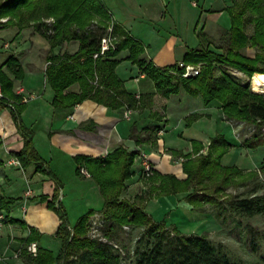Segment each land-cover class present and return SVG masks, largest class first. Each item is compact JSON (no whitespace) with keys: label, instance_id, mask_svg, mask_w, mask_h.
Instances as JSON below:
<instances>
[{"label":"trees","instance_id":"1","mask_svg":"<svg viewBox=\"0 0 264 264\" xmlns=\"http://www.w3.org/2000/svg\"><path fill=\"white\" fill-rule=\"evenodd\" d=\"M226 10L230 16V26L223 28L221 32L225 35L228 47L224 52L212 49L203 41L205 33L198 31L200 44L189 48L182 61L195 66L201 64V68L199 74L188 77L183 76L184 69L179 66V62L160 67L144 58L146 46L129 33L119 30L115 23L112 26L113 35L120 33L116 48L95 58L94 54L100 50L101 39L111 26L110 13L100 0H0V26L15 25L23 29L33 25L50 42L45 79L54 91V108H71L87 99L111 109L124 107L127 111L143 108L144 99L129 93L124 80L116 72L122 60L118 56L123 50H128L126 59L138 66L140 74L153 80L155 89L163 97L169 98L184 92L192 97H201L205 105L216 100L220 102L226 120L253 125V133L241 140V146L256 149L264 145V93L253 91L250 83H243L226 70H221V67L234 68L250 79L264 74V0H231ZM4 17H8V21L3 24L1 18ZM50 18L53 21H48ZM247 22L252 23L254 28L250 36L246 32ZM73 40L79 43L77 51L61 52L63 44ZM247 47L256 49L254 56L250 57L244 52ZM57 48H60L59 52H56ZM4 66L16 78L24 71L12 56L0 64V79L7 97L1 106L11 111L24 140L22 150L14 156L23 168L34 165L37 172L49 176L55 182V191L48 206L57 209L61 220L57 235L62 246L57 255L39 245L40 236L33 228L24 240V252L30 243H38L34 264H120L119 250L113 244L88 235L90 218L97 212L102 214L103 236L108 241L118 240L120 231L125 226L145 227L136 241L135 264H238L222 252L221 246L213 244L207 235L183 234L175 227H166L145 212L143 206L147 199L179 192L187 193V201L193 207L204 202L212 203L210 194L199 191L203 192L213 184L219 190L221 186L215 185V180L223 176L222 180L225 182L232 172L241 170L235 165L221 164L222 157L233 146L223 134L216 133L211 137L205 153L204 145L196 140L192 142V152L182 154L179 150H172L174 156L183 158V171L187 177L179 179L173 174L154 171L149 178V194L136 196L142 206L121 198L127 189L126 181L134 175V158L142 153L140 150H130L119 145L105 155H76L78 175L95 181L104 206L100 211L89 210L71 226L63 204L59 201L61 183L36 149L34 131L23 121L22 113L27 101L23 95L13 91V79L4 71ZM217 70H220L219 74L216 73ZM76 85L77 89H74ZM10 102L13 108L9 106ZM199 116L191 114L186 126ZM145 128L148 136L135 132L133 125L130 138L137 144H157L158 132L162 127ZM262 171L264 172V164ZM207 179L211 183L207 184ZM258 188L260 187L253 189V193L247 196L235 198L231 203L232 208L249 217L256 213L264 214V193L256 194ZM47 199L46 195L41 196L42 201ZM15 202L16 199L0 194V212L7 213L5 224L24 225L22 220L9 216Z\"/></svg>","mask_w":264,"mask_h":264},{"label":"crops","instance_id":"2","mask_svg":"<svg viewBox=\"0 0 264 264\" xmlns=\"http://www.w3.org/2000/svg\"><path fill=\"white\" fill-rule=\"evenodd\" d=\"M103 5L108 9L111 16L110 27L115 25L119 30L129 33L134 38L140 40L145 46L146 51L143 54V57L155 61V64L164 67L177 63L184 59V56L189 48L197 47V43L193 46V38L196 42H200V38L197 36L196 31H198L199 25H201L202 32H208L210 25L212 26H221L228 28L230 26V16L227 12V7L230 4L231 0H203V5L200 7L198 2L195 0H100ZM192 10L196 11L192 12ZM167 18L176 19L179 24H174L172 26V31L168 32L169 35L165 36L160 40V44L154 46L159 40L157 37L161 34L160 23L164 25ZM226 21H229L227 24ZM159 24V26H158ZM195 25L191 35V26ZM158 26L160 29H157ZM186 26V27H185ZM181 28H186L188 30V35L184 32H181ZM182 34L188 36L185 38ZM120 38V33L115 34ZM199 38V39H198ZM187 39V40H186ZM190 39V40H188ZM200 44V43H199ZM198 44V45H199ZM79 43L74 50L70 52L77 51ZM64 48V49H63ZM63 51L67 50V47H62ZM56 52H59L58 50ZM129 55L128 50H123L118 56L121 60L120 64L116 68L117 74L125 82V87L129 93L134 95H139L144 99V107L139 110H131L130 118L125 117L126 109L124 107L119 109H111L109 107L97 104L94 101L87 99L82 103L77 104L71 108H54L53 113L50 117L39 116L40 122L44 124V128L51 138L50 149L46 154L41 150V147L37 143V133L35 130V120L31 124H28L24 121L25 112L28 110V101L27 109L22 113V118L24 123L34 131V145L38 150L39 154L44 158L48 163L49 168L60 177L61 161L66 158L69 166V158L71 154L79 155H89V156H100L105 155L119 145L128 147L130 150H140L145 152L148 155V159L154 166L155 171L163 172V165L175 163V168L177 171L175 174L182 173V162L179 161V158H175L172 154V150H177L172 147H168L167 142L162 138L168 130L170 122L176 121L180 118V122L187 124L188 117L190 114H194L198 111L199 118L192 121V123L197 122L201 119L214 122L210 132L213 134L221 133L226 139L232 143V147H241V139L236 136V130L232 122L224 123V115L221 110V104L218 101H212L208 105H203L198 103L199 108L191 107L187 108L188 101L184 99L183 94H177L183 99H176L170 96L165 98L163 105L164 113L158 110L157 99L160 94L155 89V84L151 78L145 74H140L139 68L136 64H133L130 60L126 59ZM1 58V57H0ZM3 58V56H2ZM160 59V60H159ZM6 59H0V64H3ZM130 64L131 71L135 68L136 72L134 75L129 76L128 78L122 77L119 74V67L121 64ZM4 71H6L10 77L13 79L14 86L13 91L16 94H21L27 96V94H34V98L37 97L40 92L34 91L32 80L26 82V76L23 78V74L18 75L16 78L14 73L4 66ZM46 68H34L24 70L25 74H35L34 78L42 77L44 80V86L50 85L47 83ZM27 71V72H26ZM130 73L132 74V72ZM36 74H38L36 76ZM51 88V87H50ZM77 89V85L73 87ZM23 90L21 92L20 90ZM50 100L48 102L52 105V100L54 97V91L52 90ZM21 92V93H20ZM162 96V95H161ZM163 97V96H162ZM202 101V100H201ZM178 102V107L176 103ZM184 103L185 107H182ZM53 106V105H52ZM198 109V110H197ZM177 114L176 117L173 115ZM134 116L135 119H134ZM143 116V117H142ZM181 116V117H180ZM146 121L156 122V126H161L162 129L158 132V141L157 144L152 145L150 142L137 144V142L130 138L131 128L133 125L137 126L140 123L138 122ZM133 122V124H130ZM146 126V125H145ZM226 129L231 132V135L234 134L235 137H231L224 132ZM49 138V139H50ZM75 148H66L67 143ZM62 143H66L65 146ZM134 144V145H133ZM24 140L22 135L19 133L15 121L13 119L12 113L7 108H2L0 110V194L6 195L8 198L16 199V202L12 205L10 212V217L24 222V225L7 223L0 225V264H34V256H32L28 251H23L24 240L32 232L31 229H35L39 234V245L45 249L52 251L57 255L61 249L62 242L57 231L61 220L58 217V220H53L52 225L49 227V221H41L37 218L39 211L44 210L43 212L48 216L52 213L48 211V201L52 199L55 191V182L47 175L37 172L34 165H31L27 168H23L20 164H10L9 162L15 158V154L20 152L23 148ZM131 145V146H130ZM135 146L133 149L132 147ZM230 148V149H231ZM247 149V148H244ZM75 151V152H74ZM206 152V148L203 150ZM135 159L133 165V170L136 163H139L138 169L141 172L142 170V158L138 155ZM71 160V159H70ZM179 168V170H178ZM137 169V170H138ZM173 174V172H172ZM185 178V177H182ZM91 182H95L89 177L85 178ZM23 180L25 182V188L20 192L19 196L15 197L12 185L18 181ZM138 190L135 193H132V196L146 195L148 193L145 190L144 180L139 177L138 181ZM127 192H130V183L127 182ZM35 187V188H34ZM30 189L32 195L26 196V191ZM46 195L48 199L46 201L41 200V196ZM61 196V190H60ZM59 196V198H60ZM152 199V198H150ZM151 200H145L144 209L145 212H148V205ZM18 206L23 213V217L19 218L14 216L12 213L14 208ZM23 207L26 208L24 212ZM31 207L33 211L30 213ZM50 210V209H49ZM42 212V213H43ZM5 215L7 213L3 211ZM30 213V215H29ZM149 213V212H148ZM43 217L46 218V215ZM152 217L153 214L149 213ZM48 218V217H47ZM154 219V218H153ZM155 220V219H154ZM156 221V220H155Z\"/></svg>","mask_w":264,"mask_h":264},{"label":"rangeland","instance_id":"3","mask_svg":"<svg viewBox=\"0 0 264 264\" xmlns=\"http://www.w3.org/2000/svg\"><path fill=\"white\" fill-rule=\"evenodd\" d=\"M195 1L198 2L200 7L204 4L203 0ZM192 12L196 13L194 10H192ZM7 21L8 17L1 18V22L3 24L7 23ZM48 21L53 20L50 18ZM226 23L228 24L229 21H226ZM174 24H179V22L176 19L170 20L169 18H167L166 22H164V25L163 23L162 25L160 23V28L163 27V29H161L160 36L157 37L159 41L156 42L154 46L159 45L161 42L160 40L166 38L165 36L169 35L168 32L172 31L171 27L174 26ZM158 26H156V28L160 29ZM194 27L196 26L193 25L189 27L191 28V35L192 33H195L193 32ZM201 27L202 26L199 25L198 31H200ZM223 28L225 27L210 25L208 32H204L206 35V37L203 38L204 43L210 45L212 49L224 52L228 45L225 41V35H223L221 32ZM253 29V24L247 22L246 32L249 36L253 34ZM180 31L188 35V30L186 28H181ZM198 31L195 33L196 39L198 36ZM182 36L188 38V36L184 34H182ZM117 40H119V38H117ZM77 42L78 41L74 40L71 42H65L63 47H67V51L70 52V50H74L76 48ZM196 43L198 45L200 42H196V40L193 38L191 44L195 46ZM50 47V42L40 35L34 29L33 25L23 29H19V27L15 25H6L3 27L0 26V59L2 61V59L7 60L8 57H14L20 63L22 71L26 69L46 68L47 56ZM59 49L60 48H57L55 50L57 51ZM244 52H246L251 57L255 55L256 49L247 47ZM153 62L155 63V61ZM196 66L201 68V64H197ZM130 67V64H121L118 69L119 74H121L122 77H125L127 74V78L131 75H134L136 70L133 68L131 71ZM221 70H226L231 75L241 80L243 83H250L253 91L264 93V91H256L253 89L252 79H250L246 74L231 67H221ZM216 73L219 74L220 70H217ZM33 75L29 72L28 74H25L24 72L23 78L26 76V82L32 80L31 82L33 84V89H31V91H38L40 94H38L37 97L28 100V110L25 112L24 121L28 124H31L32 122H35V120L39 119V121L35 122L37 143L38 146L41 147L42 152L44 151L45 153H43L46 154V152H48L50 149L51 138L46 132L44 124L40 122L39 116L41 115L44 117H50L52 115L54 111L53 106L50 102H48V100H50L52 91L48 85L44 86V80L42 77L34 78ZM37 75L38 74H36V76ZM183 96L184 99L188 100L189 102L193 101L190 103L187 102V108L191 107L192 110H195V107L199 108L198 103L203 105L201 97L196 98L186 94H183ZM183 96L178 98L179 96L177 97L174 95L173 97L176 99H183ZM24 97L27 98V96ZM164 102L165 98L161 95L158 96L157 111L161 112V114L164 113ZM174 104H176V107H178V102ZM182 107H185L184 103L182 104ZM197 112L198 111H196L194 114H198ZM173 116L176 117L177 114H174ZM135 117L136 116H134V119ZM182 119L185 121L184 118ZM182 119L179 118L178 120L182 121ZM178 120L176 121L175 119L174 121L170 122L168 130L165 132L166 134L162 137L167 142L166 145L168 147L175 148L182 152V154H187L193 151L194 144L192 142L193 140H196L202 143L206 149L208 148L211 137L215 135L210 132V129L214 123L213 121L210 122L208 120L201 119L190 124L189 126H185L182 125L184 124L182 122L179 124ZM226 121L228 123L232 122L236 130L235 134L239 137V140H243L251 136L255 129L253 125L246 124L245 122L226 120L223 118L222 123L224 128V123ZM138 122L140 125L138 124L135 126V132L143 136H148V131L145 130V127H147V129H152L157 125L156 122L151 121L147 123L146 121L140 122L138 120ZM130 124H133V122ZM224 133L231 137H235L234 134L231 135V132L229 133L227 129ZM65 144L66 143H62L63 146H65ZM65 147L75 150V148L69 142ZM134 147L135 146H133L132 149ZM244 148H239L237 146L231 148L221 159V164L226 166L235 165L241 169L240 171L232 172L225 182L222 180L223 176L215 180V185H220L222 187H220L219 190L215 188L213 184L212 186L209 185L210 187L203 192L199 191V193L210 194L213 198L212 203L204 202L199 204V206L193 207L187 201V193L179 192L173 195L163 194L161 196L148 199L151 201L148 205L147 211L153 214V218L156 221L163 223L166 227H175L176 230L183 234L207 235L208 239L213 244L216 246H221L222 252L227 254L231 260L237 262L238 264H264V214L256 213V215L251 217L244 216L236 212L231 206V203L235 198L239 196H247L250 193H253V189L256 187H260L256 191V194L264 193V172L262 171L264 164V145L256 149ZM71 157L72 158H69V166L66 158L61 161L59 166L61 167L62 171H60V177H57L62 186L61 202L67 214L69 224L74 226L78 219L86 214L89 210L93 209L95 211H100L104 206V200L95 182H91V180L88 181L78 175L76 170L77 163L75 161V155L71 154ZM175 158H179V161L181 162L183 161V159L178 156H175ZM138 166L139 163L137 162L134 167V175H132V177L126 181V184L128 182L131 185V194L127 192L126 189L121 195V198L142 206L141 201L135 196H132V193H135L138 190L137 187L139 183L137 181L139 177H141L144 180V186L146 187L145 190H147V194H149V191L151 190L149 178L151 176H141ZM174 166L175 163H172V165L171 163L167 165L164 164L162 167L164 170L163 172H170L164 174H172L173 172V175L179 179H185L187 177L186 173L182 171V173L178 175L175 174L174 172L177 171V167L175 168ZM206 182L207 184L211 183V181L208 179ZM24 188L25 182L23 180L13 184L12 189L15 194L14 196H19L20 192H22ZM144 203L145 202H143V205ZM45 209L46 208H44V210ZM44 210L39 211L40 213L37 215V218L44 222L49 221L50 227L53 220H58L59 213L57 209L49 208L48 206V211L52 213L48 216L43 212ZM31 211H33L32 207L30 209V213ZM97 213L98 214L93 215L90 219H94L97 217V215L102 216L100 212ZM12 214L19 218L23 217V213L18 206L14 208ZM44 214L46 215V218L43 217ZM103 228L104 223L100 229L101 234H103ZM144 228L145 227L133 225L125 226L120 231L119 239L113 240V242L119 247L118 250L121 256L120 264L136 263L137 258L134 254L136 241L142 235Z\"/></svg>","mask_w":264,"mask_h":264},{"label":"built area","instance_id":"4","mask_svg":"<svg viewBox=\"0 0 264 264\" xmlns=\"http://www.w3.org/2000/svg\"><path fill=\"white\" fill-rule=\"evenodd\" d=\"M117 41H118L117 37L115 35H113L112 27H109L108 33L101 39L100 50L94 54V57L97 58V57L104 56L109 50L115 49ZM179 66L184 69V73H182L184 77L197 75V74H199V71H200V67L195 66V65H191V64H187L184 61H179ZM20 91L23 92L22 89ZM137 96L139 97V95H137ZM31 98H34V94H28L27 98L24 97V100L28 101ZM5 99H7V97L5 96V94L3 92L2 82L0 79V110L2 109L1 103ZM9 106L12 108L14 107L11 102L9 103ZM131 113H132L131 110L128 109L125 113V117L130 118ZM140 157L142 158V170L140 172V175L144 176V177L152 176L154 174L155 169H154V166L151 163V161L148 159V155L143 151L140 154ZM19 162L20 161L15 157L9 163L21 165V163H19ZM29 195H32V191L30 189H28L26 191V196L28 197ZM61 199H62V195L60 196L59 201ZM23 210H24V212H26L25 207H23ZM96 214H98V213H96ZM102 218L103 217L101 215H97V217H95L94 219H92V220L90 219V225H89L90 230L88 232V235L92 238H98L101 241L113 244L114 247L118 249L119 247L117 244H115L113 241H108L107 238H105L103 236V234L100 233V229L104 223V220ZM5 220H6V215L3 212H0V225L4 224ZM27 251L32 256H36L38 253V243L37 242L30 243L27 247Z\"/></svg>","mask_w":264,"mask_h":264},{"label":"bare ground","instance_id":"5","mask_svg":"<svg viewBox=\"0 0 264 264\" xmlns=\"http://www.w3.org/2000/svg\"><path fill=\"white\" fill-rule=\"evenodd\" d=\"M252 86L256 91H264V74L254 76Z\"/></svg>","mask_w":264,"mask_h":264}]
</instances>
